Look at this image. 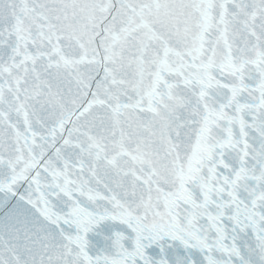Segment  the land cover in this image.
I'll use <instances>...</instances> for the list:
<instances>
[{
	"label": "water",
	"instance_id": "1",
	"mask_svg": "<svg viewBox=\"0 0 264 264\" xmlns=\"http://www.w3.org/2000/svg\"><path fill=\"white\" fill-rule=\"evenodd\" d=\"M0 264H264V0H0Z\"/></svg>",
	"mask_w": 264,
	"mask_h": 264
}]
</instances>
